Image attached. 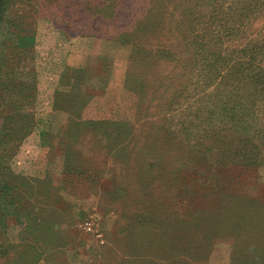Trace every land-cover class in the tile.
Segmentation results:
<instances>
[{
    "label": "trees",
    "instance_id": "obj_1",
    "mask_svg": "<svg viewBox=\"0 0 264 264\" xmlns=\"http://www.w3.org/2000/svg\"><path fill=\"white\" fill-rule=\"evenodd\" d=\"M29 2L0 0V238L6 235L11 218L21 225L29 221V215L20 209L19 184L10 166L37 123L34 106L38 89L32 63L35 37L29 20V12L34 11ZM126 4L129 0L88 4L87 11L100 22L87 27L92 26V36L130 45L131 67L141 62L144 67L157 68L153 84L144 71L133 69L124 80V89L136 95L135 119H147L145 133L134 135V123L126 119L83 117L85 106L97 94L58 89L52 109L68 115L69 128L64 131L65 138L60 133L62 125L52 133L49 123L46 134L64 137L63 143H75L80 134L92 132L97 144L113 147L125 159L130 152L124 153L126 147L118 145H132L129 151L135 153L139 165L135 175L140 179L135 190L140 196L133 201L144 206L127 231L131 242L139 244L130 246L129 258L122 264H159V260L173 259L178 250L189 255L194 250L201 260L206 257L205 247L224 237L237 239L236 252L249 258L247 264H264V205L260 202L229 199L224 194L212 208L178 212L168 218L159 212L169 208L168 201L144 202L141 197L144 181L157 180L162 174L161 186L168 184L169 189L170 182L183 179L187 172L192 176L197 164L264 166V25L254 31L256 22H264V0H149L134 20L130 14L124 16ZM98 26L104 33L99 35ZM153 39H158L157 43ZM153 86L159 113L150 112L146 105ZM192 97L206 101L208 109L204 113L201 109L189 111L172 129L168 121L172 115L167 114ZM72 150L69 146L63 152L66 168L80 153ZM122 180H117L114 189L120 196L131 192L122 188ZM177 229H193L199 240L180 243V238L169 233ZM247 235H254L258 244L250 238L242 241L240 237ZM4 245L0 242L2 258L6 256ZM180 263L189 264L187 260Z\"/></svg>",
    "mask_w": 264,
    "mask_h": 264
},
{
    "label": "rangeland",
    "instance_id": "obj_2",
    "mask_svg": "<svg viewBox=\"0 0 264 264\" xmlns=\"http://www.w3.org/2000/svg\"><path fill=\"white\" fill-rule=\"evenodd\" d=\"M29 1V9L34 11L29 12V20L35 37L32 63L38 89L34 106L37 123L10 161L15 183L19 184L18 203L22 212L29 215V221L21 225L13 218L9 220L6 235L0 238L7 247L6 256L0 257V264H122L129 258L130 246L139 244L136 240L131 242L127 231L136 213L144 206L142 202L140 205V202L133 201L140 196V192L135 191L140 179L135 175L139 168L135 153L129 151L132 145L129 146L130 142L118 145L119 148L126 147L124 153L130 152L131 156L125 159L122 152H116L113 147L97 144L92 132L80 134L75 143H63L69 117L63 112H53V95L58 89L97 94L85 106L83 117L126 119L134 123V135L145 133L147 119H135L136 95L124 89V80L133 69L144 71L146 80L151 82L157 68L144 67L141 62L131 67L130 45L92 36V26L87 25L100 21L87 11V6L95 5L98 0ZM148 1L129 0L124 16L130 14L133 20L137 19ZM263 23L256 22L254 31ZM2 31L0 28L1 37ZM98 33H104L99 26ZM154 92L155 86L146 105H150V112L159 113ZM206 108V101L192 97L181 107L171 110L167 114L172 115L171 121H168L175 129V124L189 111L201 109L204 113ZM49 123L52 133L62 125L60 133L65 138L48 137ZM69 146L80 153L66 168L63 152ZM186 174L183 179L170 182L169 189H166L168 184L161 186L159 178H163L162 174L160 177L155 175L157 180L144 181L142 199L144 202L154 199L168 201L169 208L159 210L168 218L178 212L212 208L224 194L229 195V199H254L264 205V166L197 164L192 176L190 172ZM117 180H122V188L131 192L126 194L124 191L121 196L115 194ZM169 233L170 237L180 238V243L199 240L198 232L193 229L189 232L177 229ZM240 238L242 241L246 238L257 241L254 235ZM239 245L236 238L224 237L214 240L210 248L205 247L203 254L206 257L201 260L193 249L190 255L178 250L177 256L171 258L175 259L174 263L166 258L159 260V264H181L182 260L189 264H232L233 259L247 264L249 258L236 252ZM38 254L40 258L37 260Z\"/></svg>",
    "mask_w": 264,
    "mask_h": 264
}]
</instances>
